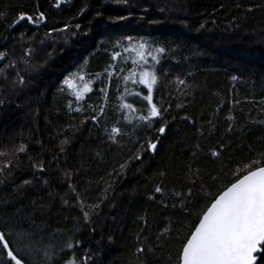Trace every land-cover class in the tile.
Returning <instances> with one entry per match:
<instances>
[{"label": "trees", "instance_id": "1", "mask_svg": "<svg viewBox=\"0 0 264 264\" xmlns=\"http://www.w3.org/2000/svg\"><path fill=\"white\" fill-rule=\"evenodd\" d=\"M21 13L46 23L13 28ZM0 53V232L24 264H180L200 214L264 160V0H0ZM145 70L163 135L139 119ZM81 202L99 205L88 223Z\"/></svg>", "mask_w": 264, "mask_h": 264}, {"label": "snow or ice", "instance_id": "2", "mask_svg": "<svg viewBox=\"0 0 264 264\" xmlns=\"http://www.w3.org/2000/svg\"><path fill=\"white\" fill-rule=\"evenodd\" d=\"M36 19H44L43 13H40ZM25 20L35 22L32 16L21 13L14 23ZM77 27L79 26L77 25ZM128 50L126 49V51ZM135 51L139 60L145 65L148 64L144 45H139V49ZM164 51V48L156 49L157 53H163ZM5 55L0 53V60H3ZM151 59L157 63L159 62L156 55H151ZM132 62L136 64L137 60ZM132 76H135V72H132L128 78ZM80 79H83V77H80ZM157 79L153 72L145 70L140 73L139 83L144 84L148 89V94L144 95L143 99L151 107L148 116H140L139 119L142 121L148 120V126L151 127V120L159 118L161 123L156 131L163 135L167 124L164 121L161 109L153 103L151 95ZM17 83L22 85L24 83L23 77H19ZM180 83H183V81H180ZM69 86L71 87L72 84L70 83ZM89 90L85 85L84 91ZM136 95L140 96V93H136ZM76 97L81 99L82 93L77 91ZM0 103H3V101H0ZM124 107L135 111L131 103L125 104ZM76 111H81V109L77 108ZM113 132L118 133L119 129L114 128ZM147 148L155 151L157 143L149 140L147 141ZM17 151L24 152L25 146L20 145ZM0 155H5V153H0ZM213 155H217V153L214 152ZM261 157H264V153H261ZM136 158L139 159V155ZM124 167L125 165L122 164L121 168ZM244 168L246 171L243 175L235 179L230 186L221 190L214 201H211L209 206L200 214L194 230L185 237L181 246L180 264H256L257 256L255 254L261 251V246H264V160L253 159L249 164L244 165ZM41 171H43V168H41ZM24 183L28 184L29 181L26 180ZM155 190L161 192L160 187ZM65 204H67V201H65ZM81 204L84 221L88 223L90 212H94L99 205L83 206V202ZM85 207L89 210H84ZM0 242H3L4 247L8 248L3 232H0ZM137 251L142 252L143 249L140 248ZM8 255L15 261V264H22V261L17 259L11 250H9Z\"/></svg>", "mask_w": 264, "mask_h": 264}, {"label": "water", "instance_id": "3", "mask_svg": "<svg viewBox=\"0 0 264 264\" xmlns=\"http://www.w3.org/2000/svg\"><path fill=\"white\" fill-rule=\"evenodd\" d=\"M61 3H62V1L59 2V5H60ZM59 5L56 7V9H58ZM21 22H22V21H20L19 23H15V24L13 25V28L16 27L17 25H19ZM45 23H46V19H45V17H44V19H43L40 23L30 22V24H31L34 28H40L41 26L45 25ZM5 240H6V239H5ZM6 241H7V240H6ZM2 243H3V242H2ZM7 244H8V242H7ZM3 245H4V244H3ZM262 247H263V246H261V251L255 254V255L257 256L256 264L259 262V255L262 253ZM5 249H6L7 253L9 252V250H11L10 247H9V245H8V248H5ZM11 251H12V250H11ZM12 253H13V252H12ZM13 254H14V253H13ZM9 257H10V256H9ZM10 258H11V257H10ZM17 259H18V258H17ZM22 264H24V263L22 262Z\"/></svg>", "mask_w": 264, "mask_h": 264}, {"label": "rangeland", "instance_id": "4", "mask_svg": "<svg viewBox=\"0 0 264 264\" xmlns=\"http://www.w3.org/2000/svg\"><path fill=\"white\" fill-rule=\"evenodd\" d=\"M144 49H146V47H145V45H144ZM2 60H0V62H1Z\"/></svg>", "mask_w": 264, "mask_h": 264}, {"label": "bare ground", "instance_id": "5", "mask_svg": "<svg viewBox=\"0 0 264 264\" xmlns=\"http://www.w3.org/2000/svg\"><path fill=\"white\" fill-rule=\"evenodd\" d=\"M126 177V176H125Z\"/></svg>", "mask_w": 264, "mask_h": 264}]
</instances>
